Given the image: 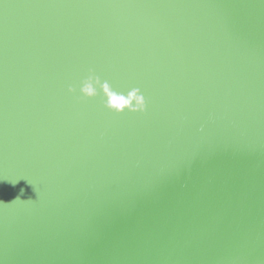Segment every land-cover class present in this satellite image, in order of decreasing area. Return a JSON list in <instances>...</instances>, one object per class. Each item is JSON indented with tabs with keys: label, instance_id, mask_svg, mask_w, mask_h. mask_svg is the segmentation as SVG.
<instances>
[{
	"label": "water",
	"instance_id": "obj_1",
	"mask_svg": "<svg viewBox=\"0 0 264 264\" xmlns=\"http://www.w3.org/2000/svg\"><path fill=\"white\" fill-rule=\"evenodd\" d=\"M4 3L0 264H264V0Z\"/></svg>",
	"mask_w": 264,
	"mask_h": 264
},
{
	"label": "clouds",
	"instance_id": "obj_2",
	"mask_svg": "<svg viewBox=\"0 0 264 264\" xmlns=\"http://www.w3.org/2000/svg\"><path fill=\"white\" fill-rule=\"evenodd\" d=\"M67 91L76 96L78 101L100 98L104 108L109 111L124 113L145 112L148 100L140 87H131L119 91L110 78L89 69L77 84H69Z\"/></svg>",
	"mask_w": 264,
	"mask_h": 264
},
{
	"label": "snow or ice",
	"instance_id": "obj_3",
	"mask_svg": "<svg viewBox=\"0 0 264 264\" xmlns=\"http://www.w3.org/2000/svg\"><path fill=\"white\" fill-rule=\"evenodd\" d=\"M0 4H5L4 0H0ZM69 6H124V5H69ZM128 6H134V5H128ZM112 80V79H111ZM114 83V80H112Z\"/></svg>",
	"mask_w": 264,
	"mask_h": 264
}]
</instances>
